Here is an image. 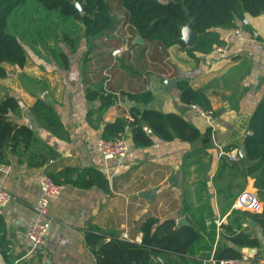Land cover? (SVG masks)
<instances>
[{
    "label": "crops",
    "instance_id": "obj_1",
    "mask_svg": "<svg viewBox=\"0 0 264 264\" xmlns=\"http://www.w3.org/2000/svg\"><path fill=\"white\" fill-rule=\"evenodd\" d=\"M116 17L119 18L118 14ZM248 17L250 25L244 28L242 36L234 33V27L217 28L224 43L215 45L210 53L197 52L196 58L178 45L156 49L142 40L141 46H134L133 56L118 59L110 89L119 95L120 101L106 111L105 122L130 117L129 109L135 102L121 92L149 89L154 97L147 105L139 104L140 107L180 113L202 134L194 142L164 141L154 136L151 146L137 147L128 130L125 138L128 151L122 159L106 160L96 149L103 124H99L97 114L91 118L89 112L98 108L100 101L86 98L87 87L102 80L97 69L107 62L108 58L101 55L103 51L93 50L89 61H83L85 48L75 54L68 51L71 59L68 68L46 62L45 54L39 50L32 53L40 63L28 57L23 68L17 67L18 71L5 63L9 74L0 78V95H15L22 105L20 115L10 114V118L32 127L42 141L60 152V158L42 169L29 168L11 155L6 158L7 163H0L9 168V172L0 168V186L13 195L10 203L0 210V264H97L86 241V229L92 225L109 236L122 237L127 233L130 239L140 242L142 233L138 225L148 216L173 217L177 221L185 217L190 224L194 216L202 217L204 208L210 206L215 222L227 224L236 206L247 209L239 204L242 196H246L245 203L256 202V210H264V190L256 187L255 177L248 176L245 187H239L236 172L219 175L221 151L239 154L250 133L251 117L264 98V14ZM124 30L120 23L118 30L108 37L117 40ZM253 31L259 33L257 38ZM172 78L187 79L194 88L206 90L215 111L213 122L180 100L178 82L176 86L166 83ZM38 99L47 101L57 111L68 131L67 140L56 137L36 119L31 107ZM64 165L99 168L110 179L111 192L66 185L60 197L51 203L46 243L32 249L26 234L41 195L37 174ZM146 190H154L153 199L141 195ZM252 220L244 222L243 227L259 239L260 246L257 254H251L241 264H264V232ZM223 232L220 226L221 244L239 249L224 239ZM254 256L258 259L250 261ZM208 262L204 259L202 264Z\"/></svg>",
    "mask_w": 264,
    "mask_h": 264
},
{
    "label": "trees",
    "instance_id": "obj_2",
    "mask_svg": "<svg viewBox=\"0 0 264 264\" xmlns=\"http://www.w3.org/2000/svg\"><path fill=\"white\" fill-rule=\"evenodd\" d=\"M48 14L40 15L38 20L34 15L29 17L31 30L36 32L26 34L19 30L12 33L8 30L11 19L28 0H0V78L9 74L5 63L23 68L27 61L24 44L32 45L34 50L43 52L45 57L53 56L62 68L70 66V60L61 46L63 44L70 52H76L80 41L85 40L90 45L87 54L104 47L101 41L104 37L118 30L120 22L113 12L108 0H38ZM73 1L85 2L86 8L78 12ZM119 6L125 9V19L122 24L130 25V33L139 34L149 45L156 49H168L178 45L191 57L196 58L197 52L210 53L215 45H222L220 33L215 29H230L237 27L247 16L264 14V0H118ZM56 14V15H55ZM17 15L14 20L19 18ZM60 18L63 22L71 18V23H79L80 31L57 29L54 39H33L31 35H41L47 18ZM15 23V22H14ZM190 24L197 34L196 42L189 47L181 39L182 27ZM97 41V42H98ZM117 46L121 40L117 39ZM108 43V42H106ZM134 46H141L139 43ZM146 45H144V50ZM111 51V50H110ZM111 53V52H110ZM106 54L111 60V54ZM86 53L84 54L86 57ZM133 56L124 54L123 56ZM122 56V57H123ZM104 62L105 60H101ZM104 65L98 66L101 72ZM117 63L113 68H115ZM90 72L88 75H91ZM92 79V78H91ZM180 100L184 104L199 105L206 110L212 108L211 99L206 90L194 88L187 79L178 81ZM127 99L135 102L129 109L130 117H117L114 121L105 122L104 114L114 104L120 101L119 95L107 92L102 80L87 87L86 98L99 100L100 106L89 112L90 117L97 114L99 124H103L102 138H126L128 130L137 147H149L154 143V136L171 141L179 139L194 142L201 137L200 129L177 112H163L147 105L154 95L151 90L121 92ZM22 105L20 100L10 93L0 95V163H7L8 156L17 158L18 163L29 168L42 169L51 161L60 158V152L52 145L42 141L35 130L29 125L20 124L10 118V114L20 115ZM31 111L42 124L60 139H68V131L54 107L43 99H38ZM149 126L152 133L146 130ZM249 134L245 137L244 146L248 158L252 162L246 166L238 157L230 161L221 156L219 175L224 172H236L240 178L239 187H245L247 177L256 178V187L264 190V98L258 104L249 123ZM239 156V154H238ZM56 183L72 185L80 189L97 187L105 193H110L111 182L106 173L94 166L64 165L60 169H43ZM206 183V182H204ZM202 217L194 216L190 224L179 223L175 218H158L148 216L143 219L138 228L142 233L140 242L134 239L122 238L118 235L109 236L96 225L87 227L86 241L95 255L97 264H202L204 259L208 264H220L222 260H242L243 248H258L260 241L244 230L243 223L253 219L264 232V210L234 208L229 215L227 224L218 225L212 208H204ZM209 220V223L207 222ZM222 236L232 245L221 244L219 228ZM108 237H110L108 239ZM214 247H216L214 249ZM258 259L257 256L250 261Z\"/></svg>",
    "mask_w": 264,
    "mask_h": 264
},
{
    "label": "built area",
    "instance_id": "obj_3",
    "mask_svg": "<svg viewBox=\"0 0 264 264\" xmlns=\"http://www.w3.org/2000/svg\"><path fill=\"white\" fill-rule=\"evenodd\" d=\"M250 25L249 17H245L241 20L237 27L233 28L236 35L242 36L244 28ZM254 37H258L257 31L252 32ZM121 42L111 49V60L108 64L104 65L101 70L103 87L107 92H112L110 89V83L113 80V67L118 62V59L124 54H135L134 36L129 31L125 32L120 37ZM194 111L203 116L208 122H213L214 112L212 110H206L199 105H192ZM96 149L102 154L106 160L122 159L126 156L128 147L125 138L105 139L100 137L96 142ZM221 155H227L230 160L238 159L237 153L221 151ZM0 168L6 172H9V168L0 165ZM37 180L40 186L41 195L35 204V218L31 223L27 231V239L31 242L32 249H38L46 243V238L50 228V207L51 203L60 197L65 185L56 183L48 174L44 171L37 174ZM246 196H242L240 205H244L249 208L251 205L253 208L258 209L256 202L245 203L243 199ZM13 195L6 189L0 186V210L5 208L12 200ZM247 202V201H246ZM240 208L239 206H236ZM220 225V222H218ZM123 238H129L127 233L122 234ZM251 255L250 252L245 251L242 255V260H222L220 264H241L242 261L247 260Z\"/></svg>",
    "mask_w": 264,
    "mask_h": 264
},
{
    "label": "rangeland",
    "instance_id": "obj_4",
    "mask_svg": "<svg viewBox=\"0 0 264 264\" xmlns=\"http://www.w3.org/2000/svg\"><path fill=\"white\" fill-rule=\"evenodd\" d=\"M112 7H113V10H114V14L117 16H119V18L117 17L118 21L121 23L123 22V20L125 19V9H123L121 6H119V2L118 0H108ZM44 14H48L47 10L42 6V4L38 1V0H28V2L26 3V5L22 6L19 11L16 13V15L11 19L9 25H8V30L12 33H15L16 31H19V30H22L26 32V34H30V33H34L36 32L35 30H31L32 29V26L29 25V17L31 15H34L38 20H40V15H44ZM19 15L20 17L17 18L16 20L15 17ZM56 15V14H55ZM44 22V27L42 28V31H41V35L39 37H37L36 35H31V37H33V39H40V40H48V39H54L53 36L54 34H56V30L58 29H68V30H72L74 32H78L80 31V26H79V23L77 22L76 24H72L71 23V18H67L64 22L59 18H47V19H44L42 20ZM15 22V23H14ZM126 25V23L124 24ZM130 26L126 25L125 26V30H124V33L129 31L130 32ZM123 28V27H122ZM123 33V34H124ZM122 34V35H123ZM109 36V35H108ZM107 36V40L106 39H102L101 41H98V43H100L99 46H101V43L104 42V47L102 48H99L100 51H103L101 53V55H106L110 52V50L112 49V47L116 44V40L115 38H109ZM122 37V36H120ZM113 39V40H112ZM108 42V43H106ZM24 44V47L26 49V53H27V58L28 57H33L34 60H36V62L40 63L41 61L38 60L32 53V51H35L34 50V47L32 45H28V44ZM137 44V43H135ZM61 46L64 48L65 52L67 53L68 57H69V60L71 61L70 59V54H69V50L63 45L61 44ZM84 46V47H83ZM85 48V49H84ZM90 48V45L87 44L85 42V40H81L80 41V45H79V48L77 51H79L80 49L81 50H85L84 53H83V61H89L91 59L89 53L87 54V50H89ZM104 48V49H103ZM76 51V52H77ZM76 52H73L72 54H75ZM36 53V52H34ZM87 54L86 57H84L85 55L84 54ZM99 54V53H98ZM137 54V59L140 60L141 57L138 53ZM97 57H99L97 54H95ZM44 60L46 62H49L51 63L52 61L56 63V61L53 59V56L52 55H49L48 57H43ZM75 60V57L73 55L72 57V61ZM108 61V60H107ZM134 62H136V60H133ZM90 63V62H89ZM57 64V63H56ZM12 65V64H11ZM58 65V64H57ZM89 66H91V64H88ZM59 66V65H58ZM14 68L15 71H18L17 70V67L15 65L12 66ZM8 69H11L12 68H8ZM10 71V70H9ZM13 71V70H12Z\"/></svg>",
    "mask_w": 264,
    "mask_h": 264
},
{
    "label": "water",
    "instance_id": "obj_5",
    "mask_svg": "<svg viewBox=\"0 0 264 264\" xmlns=\"http://www.w3.org/2000/svg\"><path fill=\"white\" fill-rule=\"evenodd\" d=\"M73 5L75 7V9L78 11V12H83L86 8V3L85 2H79V1H73ZM181 39L187 44V46L191 47L195 44L196 42V39H197V34L194 32V30L191 28L190 24H187L185 26L182 27V36H181ZM142 37L137 34L136 35V43H140L142 42ZM177 82H178V79L177 78H172V79H168L166 81V83L168 84V86H176L177 85ZM146 130L149 132V133H152V130L149 126H146L145 127ZM239 156L240 158L245 162L246 165H251V161L250 159L248 158V155H247V151H246V148L245 146L240 148L239 150ZM143 197H145L146 199L150 200V199H153L154 198V195H155V192L154 190H146L144 192H142L141 194ZM179 223H182V224H187L188 223V220L187 218L185 217H182L178 220ZM251 222L255 223L254 220H252ZM248 252H250L251 254L255 255L257 254V248H248L247 249Z\"/></svg>",
    "mask_w": 264,
    "mask_h": 264
},
{
    "label": "bare ground",
    "instance_id": "obj_6",
    "mask_svg": "<svg viewBox=\"0 0 264 264\" xmlns=\"http://www.w3.org/2000/svg\"><path fill=\"white\" fill-rule=\"evenodd\" d=\"M126 25L130 26V25L127 24V23H126ZM126 25L122 24L121 26H126ZM132 35H133V34H132ZM133 36H134V39H135V40H133V41H134V45H135V43H136V42H135V41H136V36H135V35H133ZM119 39H120V38H119ZM110 54H111V53H110ZM113 70H114V68H113ZM126 239H128V238H126Z\"/></svg>",
    "mask_w": 264,
    "mask_h": 264
}]
</instances>
